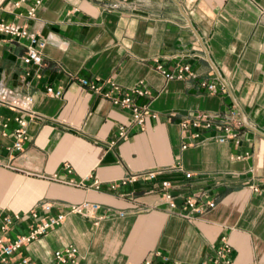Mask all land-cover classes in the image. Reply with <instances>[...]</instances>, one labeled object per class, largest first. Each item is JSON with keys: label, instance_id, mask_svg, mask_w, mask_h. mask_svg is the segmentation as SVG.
Instances as JSON below:
<instances>
[{"label": "crops", "instance_id": "crops-1", "mask_svg": "<svg viewBox=\"0 0 264 264\" xmlns=\"http://www.w3.org/2000/svg\"><path fill=\"white\" fill-rule=\"evenodd\" d=\"M17 1L0 0L4 19L46 45L43 64L24 67L27 40L0 35V85L34 97L23 151L10 150L14 121L4 135L0 127V161L12 158L44 177L0 164V222L44 202L55 204L51 213L64 211L57 206L63 203L100 204L98 218L67 212L21 252L35 264H50L55 249L71 244L77 264H142L152 252L200 264L226 235L233 264H264V0H43L30 17L35 0ZM182 64L196 76L165 77L163 70ZM78 77L104 87L147 88L134 97L148 113L145 126L118 139L130 111L88 91ZM217 77L226 81L224 91L201 86ZM47 85L61 88L60 97L45 93ZM233 100L254 124L239 144L217 142L215 130L201 129L199 142L182 147L195 139L181 119ZM178 164L190 178L174 169ZM148 169H165L157 179L173 180V193L207 191L215 207L186 217L170 212L150 181L120 183ZM54 174L62 181L49 178ZM33 222L15 220L0 236L27 233Z\"/></svg>", "mask_w": 264, "mask_h": 264}, {"label": "built area", "instance_id": "built-area-1", "mask_svg": "<svg viewBox=\"0 0 264 264\" xmlns=\"http://www.w3.org/2000/svg\"><path fill=\"white\" fill-rule=\"evenodd\" d=\"M19 0L16 3L18 4ZM43 0H35L34 5L29 7L28 16L35 15V8ZM7 35L14 39H25L27 44L25 45L22 58V64L24 67L34 65L40 67L44 61V54L42 51L46 45V40L41 36H37L35 33L30 32L26 26L19 25L17 23L9 22L4 19L2 12H0V35ZM165 77L168 79L195 77L196 73L193 71L190 64H182L176 67L173 71L163 70ZM28 74V72L26 73ZM80 83L85 86L88 91L98 93L107 98L111 104L115 107L128 109L131 113L130 124L120 123L117 131L118 139H125L129 135L133 128H142L145 126L146 117L148 115L146 108L143 105H138L134 97L135 95H146L147 88L136 85L132 88H124L119 84L111 83L109 87H104V83H100L95 80H88L85 77L77 78ZM201 86L205 87L208 92L218 94L220 91H224L227 86L226 81L221 77H217L212 80L201 81ZM45 93L52 94L60 97L62 94L61 88H54L52 85H47ZM34 97L31 94L21 93L14 88L3 84L0 85V111L2 109L8 110L10 115L3 116L0 112V127H2L1 135L5 134L4 129L7 127L8 121L12 119L15 123L13 130V143L10 148L11 151L21 152L23 151L24 144L27 141V123L28 116H32L31 111ZM156 116L155 113L151 114ZM180 125L183 130H190L189 135L195 139L190 144H183L185 148L188 145L197 143L201 140L199 130L201 129H213L217 132L215 139L217 142H234L239 144L243 133L248 129H254V124L235 100L230 105L218 109L215 112L198 111L180 120ZM237 158H241L242 155L237 154ZM12 158L5 163L0 161V164L8 167L9 169L22 171L29 175L42 174L37 172L26 171L12 164ZM69 171L71 167L68 166ZM176 171H182L185 178H190L192 173L186 171L181 165H177L174 168ZM165 169H148L129 173L127 176L120 179L121 184L134 183L136 181L151 182L152 190L161 195L166 208L170 212L179 213L186 217L191 216L194 212H203L207 209L215 207V200L213 197L208 196V192L205 190H196L192 194L173 193V190L178 186L176 183L167 178L161 180L157 177L164 172ZM44 177V176H42ZM52 178L57 181H62L57 175H51ZM118 183V184H120ZM117 183H114L112 187H115ZM254 190H257L254 187ZM55 204L51 202H44L39 206H35L25 213H14L5 215L0 222L1 231L9 229L10 225L15 220H21L23 217H29L33 219V224L27 233L16 235L12 239H3L0 236V264H35L34 261L27 255L21 252L22 248L37 237L47 233L50 228L59 225L64 221L67 212L81 214L87 217H96V213L100 208V204L95 201L84 200L78 203L61 204L57 206H65L64 211L57 213H51V209ZM124 212H119V215H123ZM212 253L201 261L200 264H233L232 252L233 249L226 235H222L218 242L212 246ZM52 259L50 264H77L79 259V253L77 247L74 245H66L64 248L55 249L52 252ZM157 255L161 257V264H184L183 262L170 260L167 255H163L160 252H152L151 256L146 258L142 264H158L153 256Z\"/></svg>", "mask_w": 264, "mask_h": 264}]
</instances>
